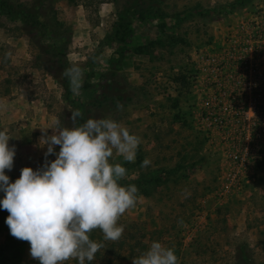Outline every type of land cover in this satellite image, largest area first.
I'll use <instances>...</instances> for the list:
<instances>
[{
  "label": "rangeland",
  "instance_id": "rangeland-1",
  "mask_svg": "<svg viewBox=\"0 0 264 264\" xmlns=\"http://www.w3.org/2000/svg\"><path fill=\"white\" fill-rule=\"evenodd\" d=\"M231 1L243 6L220 8ZM261 6L264 0H50L38 11L54 36L42 42L45 48L64 43L69 67L82 68L79 96L69 87L65 94L56 58L45 55L20 21L0 15V131L7 130L16 149L13 168L6 170L11 182L22 168L43 166L40 129L57 120L71 126L70 110L82 111L80 124L111 117L141 137L135 162L112 159L127 169L123 185L146 177L140 179L145 194L137 187L136 206L118 221L121 239L103 241L93 231L91 238L105 247L85 264H132L152 241L173 247L178 264H241L242 243L250 264H264V94L257 101L262 112L239 132L231 119L209 124L200 105L212 88L201 90L200 78L193 82L202 74L198 53L218 56L231 27L261 13ZM125 7L130 14L117 17ZM224 67L221 85H234L238 70L228 60ZM259 89L264 93L263 82ZM103 96L106 103L91 105ZM145 158L150 164L141 167ZM8 215L0 208V264H39L29 242L10 234Z\"/></svg>",
  "mask_w": 264,
  "mask_h": 264
},
{
  "label": "clouds",
  "instance_id": "clouds-1",
  "mask_svg": "<svg viewBox=\"0 0 264 264\" xmlns=\"http://www.w3.org/2000/svg\"><path fill=\"white\" fill-rule=\"evenodd\" d=\"M7 58V54L6 57ZM74 96L81 94L83 70L72 64L63 72ZM118 111L123 105L117 102ZM71 126L56 121L53 128H41V146H46L45 162L37 170L21 169L11 182L6 170L13 168L15 146L7 130L0 131V208L9 215L5 223L10 234L30 244V255L39 264H67L95 260L105 247L103 241H118L124 233L120 218L136 206L138 188L123 185L127 169L113 161L114 154L124 162H135L141 137L117 120L83 117L80 109L70 110ZM51 130V134L49 131ZM59 146V151L56 147ZM54 155L55 159L47 158ZM150 161L145 158L141 167ZM103 241L91 238L93 231ZM132 264H178L173 247L152 241Z\"/></svg>",
  "mask_w": 264,
  "mask_h": 264
},
{
  "label": "built area",
  "instance_id": "built-area-1",
  "mask_svg": "<svg viewBox=\"0 0 264 264\" xmlns=\"http://www.w3.org/2000/svg\"><path fill=\"white\" fill-rule=\"evenodd\" d=\"M220 52L218 56H211L207 52L198 53L201 54L202 74L200 77L195 76L193 82L196 83L200 78L203 84L201 90L203 87L212 88L203 97L201 113L215 127L231 119L236 122L235 128L242 132L247 129L252 117L262 112L257 101L264 94L259 89L264 83V6H261V13H251L231 27L227 45ZM226 60L238 70L239 75L234 85L224 87L221 84L222 74L226 73ZM242 118L245 122L239 124Z\"/></svg>",
  "mask_w": 264,
  "mask_h": 264
},
{
  "label": "trees",
  "instance_id": "trees-1",
  "mask_svg": "<svg viewBox=\"0 0 264 264\" xmlns=\"http://www.w3.org/2000/svg\"><path fill=\"white\" fill-rule=\"evenodd\" d=\"M50 0H28V1H16V0H0V15L6 16L10 18L11 20H19L20 26L23 28V32L31 36L32 38H35L34 43L38 44V47H40L41 50L45 51V55L50 58H56V67L61 76H63V72L66 68L69 67V63L65 57V45L64 43H61L60 46L57 48V45H55V42L51 45H47V48H45V44L42 42L43 38H49L51 36H54L53 30L47 31L46 29V23L39 19V8L41 6H44L45 4H48ZM136 0H130V5L135 3ZM240 2V1H238ZM239 4V5H236ZM236 6H243V3H236V2H229L223 4L220 8H235ZM226 14L229 11L228 10H222L219 14ZM130 12L128 11V7H125L124 9H119L116 12L117 17L123 18L124 15H129ZM40 32L39 34L36 32ZM46 32V33H45ZM38 34V35H37ZM56 37V35H55ZM62 49L63 51H61ZM36 58L43 60V58L40 55H37ZM46 60H48L46 58ZM44 61V60H43ZM48 69V67H47ZM63 79H59L58 83L61 85V87L66 90V95L68 94L69 90V84L65 79L66 77H62ZM107 102L106 98L103 96L100 99L96 98L94 101L91 102V105H98L100 106L103 102ZM84 117L78 118V123H81L83 121ZM140 179L145 182L146 177L142 175L138 179H133L132 183L135 184L140 191H142L143 194H145V191L142 190V186H140ZM149 180V179H147ZM4 194L2 195V197ZM6 246V245H5ZM247 251L245 243L240 244L238 247V252L240 255L237 257V261L241 264H250L249 257L244 255V253Z\"/></svg>",
  "mask_w": 264,
  "mask_h": 264
},
{
  "label": "crops",
  "instance_id": "crops-1",
  "mask_svg": "<svg viewBox=\"0 0 264 264\" xmlns=\"http://www.w3.org/2000/svg\"><path fill=\"white\" fill-rule=\"evenodd\" d=\"M15 39L17 40V42L19 44L18 46L20 48H23V46H25V44H22L23 41L25 42V39H24V37L22 35L16 36Z\"/></svg>",
  "mask_w": 264,
  "mask_h": 264
}]
</instances>
